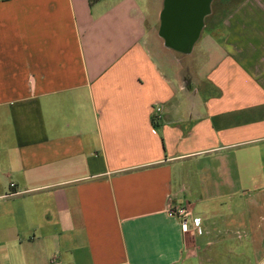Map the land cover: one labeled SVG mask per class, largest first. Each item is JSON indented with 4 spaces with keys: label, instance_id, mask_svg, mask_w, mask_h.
Listing matches in <instances>:
<instances>
[{
    "label": "crops",
    "instance_id": "obj_1",
    "mask_svg": "<svg viewBox=\"0 0 264 264\" xmlns=\"http://www.w3.org/2000/svg\"><path fill=\"white\" fill-rule=\"evenodd\" d=\"M163 1L0 0V264H264V0Z\"/></svg>",
    "mask_w": 264,
    "mask_h": 264
},
{
    "label": "water",
    "instance_id": "obj_2",
    "mask_svg": "<svg viewBox=\"0 0 264 264\" xmlns=\"http://www.w3.org/2000/svg\"><path fill=\"white\" fill-rule=\"evenodd\" d=\"M212 0H164L159 36L164 45L179 53H190L203 28Z\"/></svg>",
    "mask_w": 264,
    "mask_h": 264
},
{
    "label": "built area",
    "instance_id": "obj_3",
    "mask_svg": "<svg viewBox=\"0 0 264 264\" xmlns=\"http://www.w3.org/2000/svg\"><path fill=\"white\" fill-rule=\"evenodd\" d=\"M160 110H161L160 107H156V109H155L157 114L160 112ZM10 186L12 187V186H14V184L10 183ZM18 193H20V192L19 191H17V192L16 191H10L8 193V195H15ZM167 211H168V214L170 216H173L179 220L180 227H181V230L183 232H187L189 230L190 226H193L194 228H198L200 225V219L193 215V213L191 212L190 208L187 205H179L176 207H169Z\"/></svg>",
    "mask_w": 264,
    "mask_h": 264
},
{
    "label": "rangeland",
    "instance_id": "obj_4",
    "mask_svg": "<svg viewBox=\"0 0 264 264\" xmlns=\"http://www.w3.org/2000/svg\"><path fill=\"white\" fill-rule=\"evenodd\" d=\"M214 4H213V7L218 5L217 2H219V0H214ZM237 2V0H227L226 3H224L222 6L224 7H229L233 4H235ZM172 55L176 56V57H181L183 59V61H185V59H187V57H185L184 55H181L180 53L176 52V51H171Z\"/></svg>",
    "mask_w": 264,
    "mask_h": 264
}]
</instances>
